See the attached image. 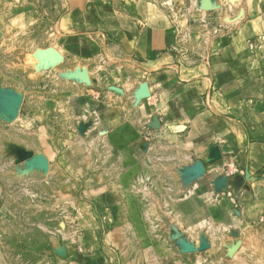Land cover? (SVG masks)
Returning a JSON list of instances; mask_svg holds the SVG:
<instances>
[{
    "label": "rangeland",
    "instance_id": "obj_1",
    "mask_svg": "<svg viewBox=\"0 0 264 264\" xmlns=\"http://www.w3.org/2000/svg\"><path fill=\"white\" fill-rule=\"evenodd\" d=\"M82 1L84 4H81L80 12L73 16L68 0H9L11 7L29 6L31 11L25 10V14L30 13L37 20L10 24L9 38L0 40V149L2 144L7 145L8 140L16 146L15 150L8 148L5 153H0V175L7 174L9 170L16 175L38 172L26 181L18 179L13 187L0 184V239L6 238L7 232L1 226L7 227L10 218L6 207L7 195L15 191L17 207L32 212L31 223L47 224V231L42 234L63 241L65 246L61 245L53 251L59 257L66 256V246L74 247L81 254L87 253L82 242L85 231L79 229V221L87 219L96 224L95 228L103 227L101 207L90 193L94 189L85 186L90 179H96L93 187L112 196V202H118L116 219H120V213L129 208L128 223L137 221L134 206L148 213L143 219L153 220L154 224L169 218L164 207L168 200L152 197L169 195L171 185L148 183L144 180L152 178L142 170H136L142 162H149L148 165L157 161L161 163L163 153L153 151L158 144L176 145L177 160L181 159L177 173L198 166L194 169L197 172L182 183V190L189 197L198 196L208 208L216 206L223 197L235 202L237 186L232 185V180L242 176L232 163L211 167L215 164L216 146L208 150L205 158L186 162L184 147L181 146L185 140V128L170 124L171 119H167L159 103L157 89L152 90L150 80L157 70L145 68L143 64L134 66L129 72L111 70V66L119 61L113 63L110 56L114 42L111 32L115 26L111 29L105 17L110 7L109 0ZM141 2L156 9L173 32L174 46L171 49L176 65L185 66L190 62L188 46L196 51L192 62L200 63L201 54L197 52L200 51L201 29L204 32L207 29L211 37L223 33L222 21L198 17L200 13L210 14L220 10L216 0ZM226 20V24L233 22V19ZM36 21L43 23L41 29L37 28ZM143 27L139 24L138 29ZM83 49L88 50L89 55L81 54ZM155 56L159 55L155 53L153 58ZM144 60L147 61V57ZM131 76L135 77L128 79ZM128 82L132 84L130 95ZM61 84L63 88H58ZM125 101L130 108H137L144 114L129 121L127 114L121 112ZM39 128L43 131L36 136L48 140L46 153L25 141ZM111 131H118V134L111 135ZM70 141L74 142L73 147L69 145ZM75 147L81 151L74 152ZM82 152L88 160L79 163L85 166L83 173L71 168L73 162L79 161ZM147 170L154 172V169ZM136 172L140 175L134 177L132 183L121 181L126 179V174L135 175ZM109 179L115 182L109 183ZM41 180L45 181V185L40 184ZM200 184H206L201 194ZM183 201L185 199H176L175 202ZM158 208L162 210L160 216L152 214ZM170 217L176 222L174 238L177 254L181 256L203 252L205 250L201 247L209 246V240L215 242L221 239V235H230L234 243L226 247L227 264L235 254L232 250L240 247L238 233L228 231L226 227L217 230L214 218L208 217L198 225L185 229L178 216ZM19 218L20 213L16 214L17 224L20 223ZM32 233L38 234L34 230ZM93 234L100 241L114 235L107 228ZM166 235V231L160 232L161 240ZM194 238L195 245L192 242ZM195 264L216 262L201 258L195 260Z\"/></svg>",
    "mask_w": 264,
    "mask_h": 264
},
{
    "label": "crops",
    "instance_id": "obj_2",
    "mask_svg": "<svg viewBox=\"0 0 264 264\" xmlns=\"http://www.w3.org/2000/svg\"><path fill=\"white\" fill-rule=\"evenodd\" d=\"M68 1L72 15H77L84 2ZM216 2L221 6L220 10L210 14L200 13L198 17L206 16L217 22L222 21L223 33L211 37L207 29L205 32L201 29L200 51L197 52L201 54L200 63L192 62L196 51L193 52L194 48L188 46L190 62L185 66L175 64L171 49L174 46L173 32L153 7L145 6L141 0H109L110 7L105 17L111 29L115 26L111 32L114 42L111 44L110 56L113 63L119 61L111 66V70L129 72L138 64L157 70L151 76L152 90L157 89L159 103L167 119H171L170 124L183 125L185 128V140L181 146L184 147L186 162L205 158L208 150L216 146L215 164L211 167L232 163L242 173V176L232 180V185L237 186L235 202L223 197L216 206L208 208L198 196L185 195L186 191L182 190L184 179L177 173L181 159L177 160L176 145L158 144L155 150L153 147V151L163 153L161 163L157 161L148 165L149 162H142L136 166V170H142L147 177L152 178L144 180L148 183L171 185L169 190H172V194L170 192L167 196L152 197L168 200L164 203L169 216L167 220L154 224L153 220L143 219L148 213L135 206L134 216H137V221L128 223L129 208L120 213V219H116L118 202H112V196L93 187L96 179L91 177L93 179L88 180L85 186L94 189L90 193L101 207L103 227L95 228L96 224L87 219L79 221V229L85 231L82 242L87 253L81 254L74 247L66 246V256L59 257L53 251L61 245L65 246L63 241L43 235L47 231V224L33 225L32 212L18 208L15 191L8 192L6 207L10 218L7 227L1 226L7 235L0 239V264H195V260L201 258L225 264V256L228 254L226 247L234 243L230 235H221V239L215 242L209 240V246L202 249L205 250L203 252L197 251L188 257L177 254L174 238L177 226L175 218L172 221L170 217L172 215L179 217L185 229L211 217L214 218L217 230L226 227L228 231L237 232L241 244L232 250L235 254L231 262L227 260V264H264V0ZM28 7H11L9 0H0V40L9 38L7 33L10 24L35 21L36 17L29 13L31 9ZM25 10L29 14H25ZM226 19H233V22L226 24ZM36 22L37 28L41 29L43 23ZM139 24L144 27L138 29ZM155 53L159 56L153 58ZM81 54L89 55V52L83 49ZM58 88H63V84L58 85ZM127 88L130 95V82ZM122 105L124 110L121 109V112L127 114L129 121L144 114L141 111L139 113L137 108H130L128 101ZM114 127H118V124H114ZM42 131L39 128L25 141L46 153L48 140L36 136ZM110 134L116 135L118 131H111ZM118 144L121 142L118 141ZM69 145L73 147L74 142L70 141ZM8 148L16 149L12 140H8L7 145H1L0 153H5ZM75 151L81 150L75 147ZM64 159L67 160V157ZM78 159V162L72 163L71 168L83 173L85 166L79 163L88 160L83 152ZM147 168L154 169V172L149 173ZM138 173L126 174V179L121 181L132 183L133 178L140 175ZM37 174L31 171L16 175L9 170L7 174L0 175V184L13 187L18 179L21 178L23 182ZM112 181L115 182L108 180L109 183ZM39 182L45 185L44 180ZM205 186L200 184L199 194L204 192ZM176 199L185 201L176 203ZM161 212L158 208L152 214L160 216ZM18 213L19 224L15 219ZM104 228L111 229L114 235L100 241L93 232ZM33 230L38 234L33 235ZM163 231L167 235L161 240L160 232ZM33 236L38 238L33 239ZM192 242L195 245L196 239Z\"/></svg>",
    "mask_w": 264,
    "mask_h": 264
},
{
    "label": "water",
    "instance_id": "obj_3",
    "mask_svg": "<svg viewBox=\"0 0 264 264\" xmlns=\"http://www.w3.org/2000/svg\"><path fill=\"white\" fill-rule=\"evenodd\" d=\"M194 169H198V166L195 165L193 168H192V167H189V169H187L186 172H184V173H181V172H180L179 174L182 175V177H183V179H184V181H185V179H187V178H191V177L193 176V174H194L195 172H197V171H195ZM205 247H207V246L202 245L201 250L204 249Z\"/></svg>",
    "mask_w": 264,
    "mask_h": 264
}]
</instances>
